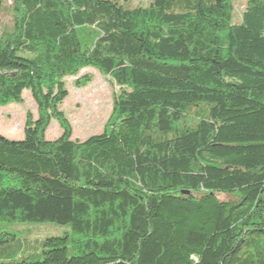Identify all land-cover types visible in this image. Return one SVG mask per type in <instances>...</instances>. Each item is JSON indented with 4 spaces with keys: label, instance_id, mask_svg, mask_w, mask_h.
I'll return each instance as SVG.
<instances>
[{
    "label": "trees",
    "instance_id": "1",
    "mask_svg": "<svg viewBox=\"0 0 264 264\" xmlns=\"http://www.w3.org/2000/svg\"><path fill=\"white\" fill-rule=\"evenodd\" d=\"M234 10L0 0V107L37 106L0 134V221L69 227L21 256L1 231L0 264H264V0ZM86 68L118 90L80 140L61 105Z\"/></svg>",
    "mask_w": 264,
    "mask_h": 264
},
{
    "label": "rangeland",
    "instance_id": "2",
    "mask_svg": "<svg viewBox=\"0 0 264 264\" xmlns=\"http://www.w3.org/2000/svg\"><path fill=\"white\" fill-rule=\"evenodd\" d=\"M10 1V0H9ZM147 0H134V3ZM235 6V22L239 21L246 0H233ZM89 75L91 82L77 87L76 80L80 76ZM68 96L61 105L73 129V138L84 140L98 134L104 129L113 106V96L118 87L108 77L94 68H86L77 77L67 78ZM31 112L37 114L36 103L29 91L23 94L22 103H10L0 107V134L13 140L24 137L26 115ZM62 134L57 121H52L46 132L47 140H53ZM7 231L14 234L11 244L15 245V253L27 255L37 251L39 245L47 237L61 236L69 231L67 225L54 222L27 223L0 221V232Z\"/></svg>",
    "mask_w": 264,
    "mask_h": 264
}]
</instances>
